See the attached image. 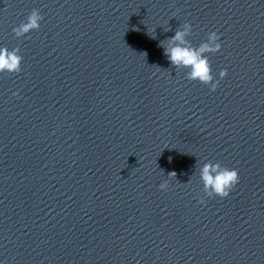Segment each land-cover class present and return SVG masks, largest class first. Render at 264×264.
<instances>
[{
  "label": "water",
  "instance_id": "water-1",
  "mask_svg": "<svg viewBox=\"0 0 264 264\" xmlns=\"http://www.w3.org/2000/svg\"><path fill=\"white\" fill-rule=\"evenodd\" d=\"M185 22L214 91L163 55ZM0 46V264H264V0H0Z\"/></svg>",
  "mask_w": 264,
  "mask_h": 264
},
{
  "label": "clouds",
  "instance_id": "clouds-1",
  "mask_svg": "<svg viewBox=\"0 0 264 264\" xmlns=\"http://www.w3.org/2000/svg\"><path fill=\"white\" fill-rule=\"evenodd\" d=\"M42 16L38 9L33 8L19 25L12 28V33L19 38L39 27ZM191 32V25L183 23L169 38L167 45H161L163 55L171 66L176 69H184V75L188 80L196 81L209 87V91H214L216 81L213 80L211 68L208 62V53H215L220 49L219 37L215 32L207 33V38L197 46H193L185 39ZM22 57L18 54V49H8L0 46V72L15 73L20 70ZM225 69H221L217 76L223 78ZM171 160V157H169ZM174 172L168 173L172 178ZM199 181L202 184L203 192L208 197H226L230 190L238 182V174L235 168L222 167L219 163H204L198 170ZM168 181L165 180L158 185L160 189H165ZM203 203V201H199Z\"/></svg>",
  "mask_w": 264,
  "mask_h": 264
}]
</instances>
